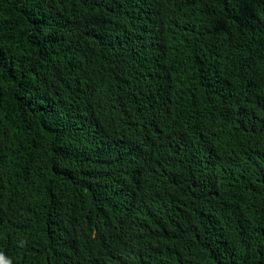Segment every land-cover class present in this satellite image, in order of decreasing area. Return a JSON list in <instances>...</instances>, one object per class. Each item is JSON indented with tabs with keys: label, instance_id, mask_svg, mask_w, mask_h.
I'll use <instances>...</instances> for the list:
<instances>
[{
	"label": "trees",
	"instance_id": "16d2710c",
	"mask_svg": "<svg viewBox=\"0 0 264 264\" xmlns=\"http://www.w3.org/2000/svg\"><path fill=\"white\" fill-rule=\"evenodd\" d=\"M0 264H264V0H0Z\"/></svg>",
	"mask_w": 264,
	"mask_h": 264
}]
</instances>
